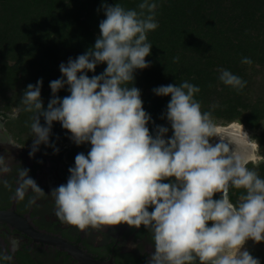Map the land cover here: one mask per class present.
Wrapping results in <instances>:
<instances>
[{
  "label": "clouds",
  "instance_id": "1",
  "mask_svg": "<svg viewBox=\"0 0 264 264\" xmlns=\"http://www.w3.org/2000/svg\"><path fill=\"white\" fill-rule=\"evenodd\" d=\"M102 7L106 19L99 24L100 36L85 54L60 65L66 79L50 82L47 108L42 79L29 84L21 97L22 111L32 114L30 158L41 144L59 152L50 142L53 122H60L76 145L91 144L87 155L75 156L67 183L51 189L55 216L81 232L143 226L154 245L148 264H260L244 245L249 239L264 241V178L233 155L227 143H210L218 136L217 125L195 99L200 88L185 80L153 89L157 96L171 97L166 118L173 135L166 139L167 127L156 126L155 136L150 133L151 116L143 109L140 90L130 87L134 70L150 66L147 34L159 27L158 5L143 0L139 12L118 3ZM241 62L252 64L247 57ZM101 63L107 65L104 72L89 78L87 72ZM219 80L237 91L246 86L224 69ZM65 85L70 95L61 99L56 94ZM13 167L17 187L11 198L24 201L31 191L26 206L39 207L37 201L49 194L11 154L0 155V185L12 190L6 177ZM231 189L244 190L235 204ZM217 193L221 196L214 199ZM0 259L11 261L12 256L0 254Z\"/></svg>",
  "mask_w": 264,
  "mask_h": 264
},
{
  "label": "trees",
  "instance_id": "2",
  "mask_svg": "<svg viewBox=\"0 0 264 264\" xmlns=\"http://www.w3.org/2000/svg\"><path fill=\"white\" fill-rule=\"evenodd\" d=\"M143 0H0V114L9 116L17 108L20 113L9 122L10 130L30 141L31 113L22 111L21 97L29 84L41 86L44 108L52 98L50 82L62 77L60 65L75 60L93 48L100 36L99 24L106 19L102 5H122L140 11ZM158 7L155 20L159 27L149 32L152 44L147 56L148 68L134 70L130 87L140 90L143 109L151 116L147 127L155 136L156 126L173 130L167 121L170 96H157L153 89L178 86L183 81L196 85L195 99L202 111L211 112L223 124L241 122L252 132H261L255 140L264 149V0H151ZM147 14V13H146ZM178 61L174 62V58ZM252 64L242 63L243 58ZM106 63L98 64L89 78L104 72ZM228 70L246 81L237 91L219 80L220 70ZM79 75V74H78ZM61 99L70 95L68 86L56 94ZM164 117V118H162ZM45 123L41 117V124ZM71 133L53 122L50 142L56 147L71 145L65 152L75 166V156L85 155L90 142L76 145ZM58 137V139H57ZM26 138V139H24ZM212 138L210 139V143ZM44 151L53 149L43 144ZM255 168L264 178V162ZM174 180V178H171ZM166 180L165 182H171ZM243 189H231L236 202ZM264 242V241H263ZM264 264V258L260 261Z\"/></svg>",
  "mask_w": 264,
  "mask_h": 264
},
{
  "label": "flooded vegetation",
  "instance_id": "3",
  "mask_svg": "<svg viewBox=\"0 0 264 264\" xmlns=\"http://www.w3.org/2000/svg\"><path fill=\"white\" fill-rule=\"evenodd\" d=\"M8 121L10 115L4 117L0 114V155L14 156L22 167L29 169V176L49 197L37 201L39 207L26 206L31 191L24 201L12 199L17 187V173L13 167L12 173L6 177L12 184V190L0 185V212L9 215L8 221H0V254L11 255L12 260L0 259V264H82L62 248L63 243L78 248L98 264H148L154 245L151 234L143 226L132 228L121 224L100 230L89 228L81 232L55 216L50 191L66 184L70 175L68 169L74 167L67 161L65 152L61 153L69 146L58 147L57 154L44 151L40 146L35 156L30 158L33 141L26 145L14 139L6 127ZM8 139L11 144L7 143ZM216 142L219 143L217 140L211 141L213 145ZM223 142L229 145L233 155H238L240 149L243 152V148L232 137L225 138ZM220 196L217 193L213 198L219 199ZM152 210L150 207L149 211Z\"/></svg>",
  "mask_w": 264,
  "mask_h": 264
},
{
  "label": "rangeland",
  "instance_id": "4",
  "mask_svg": "<svg viewBox=\"0 0 264 264\" xmlns=\"http://www.w3.org/2000/svg\"><path fill=\"white\" fill-rule=\"evenodd\" d=\"M19 113H20V110L17 109V108L13 109L12 112H9V115H10V121H11L12 119L17 118L18 115H19ZM10 121H8L7 124H6L7 129L13 134V138H14V139H16V140H18L19 142L22 143L21 138H20L18 135H16L14 132H12V131L10 130V126L8 125ZM215 122H216V125H224V126H225V124H223L222 121H215ZM238 123L241 124V122H238ZM227 125H228V124H227ZM243 126H244V125H243ZM244 128L246 129V133H247L248 137L250 138V140L254 141V142L257 144V147H256L255 152H256V154H257L258 157H259L257 160H254V161H252V162H249V163L247 164V166H249V164H252L253 166L257 167L258 165H260V164H262V163L264 162V149H261L259 143L255 140L256 137L260 136V133H261V132H252V131H250L247 127H245V126H244ZM231 137H232V136H231L230 133H226L225 135H223V136L220 137V138H219L218 136L213 137V138H212V142L215 141V140H217L218 142H221V140L224 141L225 138L231 139ZM24 139H26V138H24ZM33 139H34V137L31 138L30 141H28V142L25 143V144L27 145V144L31 143V142L33 141ZM240 142H241L242 145L245 144L244 146L247 147L248 142H247L246 140H245V141H244V140H241ZM216 143H217V142H216ZM66 145H67V146H70V145H71V142L66 143ZM242 147H243V146H242ZM41 149H42V148H41ZM42 150H43V149H42ZM244 249L247 250V251H248V252H249L254 258L259 259V261H261V260L264 258V242H263V241L260 242V243H256V242H254L253 240L249 239V240L245 243V245H244Z\"/></svg>",
  "mask_w": 264,
  "mask_h": 264
},
{
  "label": "bare ground",
  "instance_id": "5",
  "mask_svg": "<svg viewBox=\"0 0 264 264\" xmlns=\"http://www.w3.org/2000/svg\"><path fill=\"white\" fill-rule=\"evenodd\" d=\"M243 124H240L238 122H234L232 124H228V125H217V129H216V132H217V135L218 137H222L223 135H225L226 133H230L232 138L235 140V142L240 146L242 147L241 145V140H246L248 142V147H244L243 145V152L242 150L240 149V151L238 152V155L243 157L247 162H252L254 160H257L259 157L258 155L256 154L255 150H256V147H257V144L250 140V138L247 137L244 135V133H246V129L244 128ZM247 134V133H246Z\"/></svg>",
  "mask_w": 264,
  "mask_h": 264
},
{
  "label": "water",
  "instance_id": "6",
  "mask_svg": "<svg viewBox=\"0 0 264 264\" xmlns=\"http://www.w3.org/2000/svg\"><path fill=\"white\" fill-rule=\"evenodd\" d=\"M8 213L0 212V221L7 220L8 221ZM62 248L66 250L71 256L75 259H78L82 264H98L92 258L83 254L78 248L72 247L69 244L63 243Z\"/></svg>",
  "mask_w": 264,
  "mask_h": 264
}]
</instances>
